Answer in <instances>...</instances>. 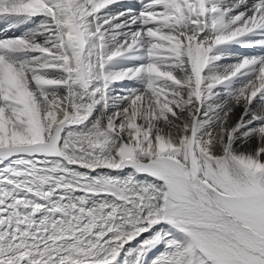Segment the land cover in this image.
I'll return each mask as SVG.
<instances>
[{
    "label": "snow or ice",
    "instance_id": "1",
    "mask_svg": "<svg viewBox=\"0 0 264 264\" xmlns=\"http://www.w3.org/2000/svg\"><path fill=\"white\" fill-rule=\"evenodd\" d=\"M0 264H264V0H0Z\"/></svg>",
    "mask_w": 264,
    "mask_h": 264
}]
</instances>
